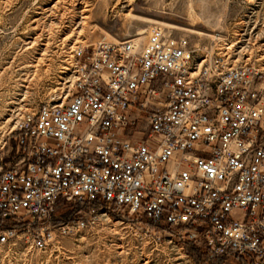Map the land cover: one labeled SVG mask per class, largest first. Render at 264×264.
Returning <instances> with one entry per match:
<instances>
[{"label":"built area","instance_id":"obj_1","mask_svg":"<svg viewBox=\"0 0 264 264\" xmlns=\"http://www.w3.org/2000/svg\"><path fill=\"white\" fill-rule=\"evenodd\" d=\"M228 47L160 26L74 44L54 98L8 134L0 251H45L50 218L75 202L91 221L111 208L143 216L211 261L264 264V70Z\"/></svg>","mask_w":264,"mask_h":264},{"label":"rangeland","instance_id":"obj_2","mask_svg":"<svg viewBox=\"0 0 264 264\" xmlns=\"http://www.w3.org/2000/svg\"><path fill=\"white\" fill-rule=\"evenodd\" d=\"M153 26L186 36L193 45L234 46L240 50L235 58L244 62L245 54L249 64L264 70V0H0V170L16 156L10 130L24 112L35 113L54 98L74 44L102 37L143 40ZM90 209L61 204L47 224L53 235L45 251L26 256L20 246L4 247L0 264L212 262L168 231L155 234L163 226H152L143 216L111 208L97 211L91 221ZM77 220L88 223L68 232L65 226Z\"/></svg>","mask_w":264,"mask_h":264},{"label":"trees","instance_id":"obj_3","mask_svg":"<svg viewBox=\"0 0 264 264\" xmlns=\"http://www.w3.org/2000/svg\"><path fill=\"white\" fill-rule=\"evenodd\" d=\"M14 143V142H13ZM79 204V203H78ZM0 223L1 224H5V223H7V222H2L1 220H0ZM200 257L201 256H203V258H204V254L200 251L199 252V254H198ZM206 258V257H205ZM225 261H223V260H215V261H212L211 262V264H223ZM239 264H242V262H239Z\"/></svg>","mask_w":264,"mask_h":264},{"label":"bare ground","instance_id":"obj_4","mask_svg":"<svg viewBox=\"0 0 264 264\" xmlns=\"http://www.w3.org/2000/svg\"><path fill=\"white\" fill-rule=\"evenodd\" d=\"M143 34V33H142ZM140 35V34H139Z\"/></svg>","mask_w":264,"mask_h":264}]
</instances>
